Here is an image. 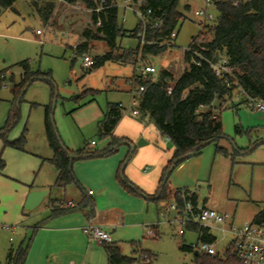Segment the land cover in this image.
<instances>
[{"label":"rangeland","instance_id":"rangeland-1","mask_svg":"<svg viewBox=\"0 0 264 264\" xmlns=\"http://www.w3.org/2000/svg\"><path fill=\"white\" fill-rule=\"evenodd\" d=\"M204 6L202 0L179 1L178 9L185 18L175 29L177 39L161 55L147 62L157 69L153 74L154 79L162 68L173 71L176 77L182 73L186 66L183 63L184 50L191 45L193 37L202 31L201 19L195 17L194 11ZM16 8L18 12L8 11L0 15V23L5 24L8 18L11 19L6 30H0L3 33L0 36V78L3 79H0V134L3 133L7 116L19 105V118L7 131V138L14 141L24 134L26 143L25 149H16L5 145L4 138L0 135V155L6 161L5 171L0 173V264L6 263L7 251L11 246H19L24 237L33 236L37 225L44 223L50 213V198L66 197L64 188L53 186L55 166L40 158L53 155L45 134L47 106L53 107V120L63 141L75 150L85 147L92 152H103L109 148L114 137L120 140L121 144L114 154L78 161L112 157L124 145L130 149L129 141L138 149H148L146 146H139L141 138L135 141L117 134L109 136V140L99 135V121L109 103L122 101L124 124L119 129L121 133L133 131L135 124L139 122H144L146 133L157 132L149 117L131 113L132 108L138 107L133 106L126 87L125 77L134 70L132 63L109 60L99 68H86L82 62L83 55L76 53L75 45L83 41L82 32L92 18L88 10H77L62 3L55 7L53 15L46 22L33 0H18ZM210 12L214 18L208 23L215 24L220 15L216 5L211 6ZM119 19L128 34L119 38V47L122 50L135 48L139 39L129 34L137 27L140 16L131 9L121 7ZM203 33L206 37V29ZM4 42H8V46H4ZM107 50L106 42L97 39L91 41L90 50L86 54L95 58ZM74 58L76 60L72 63ZM23 60H28L30 71L39 79L26 85L18 104L17 94L13 89L22 79L24 70L17 63ZM8 67L11 69L6 71V78H2L1 70ZM4 82L7 86L2 85ZM242 94L241 89L236 90L233 100H229L221 112L226 137L206 145L198 154L182 161L170 175L172 187L181 191H195L202 205L229 213L234 217L236 225L253 221L255 215L264 208L263 126L243 124L248 117L240 113L250 108L243 102ZM216 105L219 108V104ZM237 125L242 128L240 132L236 130ZM161 138L167 137L159 132L158 139ZM169 146L168 148L160 143L157 148L162 155L171 149V158L174 151L171 141ZM221 147L225 151L220 150ZM143 158L148 159L144 156L138 159L137 173L143 172L148 166V174H151L155 164ZM33 159L38 161V165L30 173ZM126 163L128 162L124 164ZM29 177L36 180L35 184L42 180L49 181L53 191L37 208L24 210L19 194ZM72 188L79 196L80 191L76 186L72 185ZM67 196L69 198V191ZM150 204L155 222L148 225H155L157 235H143L145 237L140 238L141 250L150 251L154 255L152 264H193L194 252L184 251L181 246L183 243L198 242L197 231L187 229L185 235L179 234L178 225L170 222L172 215L165 210L166 202L157 200ZM147 215L144 211L134 215L131 220L138 222L151 218ZM213 233L217 238L218 251L225 252L228 239H223V235L217 230L213 229ZM122 243L128 246L123 251L130 254L131 245L128 240Z\"/></svg>","mask_w":264,"mask_h":264},{"label":"trees","instance_id":"trees-1","mask_svg":"<svg viewBox=\"0 0 264 264\" xmlns=\"http://www.w3.org/2000/svg\"><path fill=\"white\" fill-rule=\"evenodd\" d=\"M18 0H0V9L12 8ZM67 3H82L88 8L95 6V0H64ZM112 0H108L111 3ZM180 0H146L142 7L145 15V23L140 19L137 27L131 31L130 36L139 39L135 48L122 50L118 40L128 34L123 29L119 19V7H110L106 13H101L102 25L96 29L88 26L82 32L83 41L77 46L76 53L83 55L90 50L92 40H104L108 50L102 55L95 56L93 68H99L107 61H127L136 63L139 56L145 63L151 62L155 56L161 55L169 47L167 42L170 34L177 28L185 18L178 9ZM217 0L216 7L219 17L215 24H207L205 41L200 45L195 43L198 36L193 37V51L186 52L183 63L186 64L182 73L176 77L173 71L162 68L156 79L153 76L139 78L137 86H144V91L136 96L138 99V110L141 116H148L161 135L168 137L174 151L168 164L162 172L160 186L155 194V200L164 201L166 204L175 199L182 205L181 194H191L195 204L198 203L196 193L190 189L184 191L174 188L170 183V175L173 169L189 154H198L206 145L219 141L226 137L221 116L214 117L213 108L226 105L235 97V91L241 89L243 102L247 97L264 101V0ZM33 4L38 6V2ZM54 7L53 2L46 3L45 8H39L40 14L48 21ZM189 6H187L188 8ZM46 10V12L44 11ZM96 22L98 15L93 14ZM203 35V34H202ZM201 55L202 57H200ZM221 56L228 58L231 66L235 68L233 77L228 81L220 79L214 73L212 63L218 61ZM76 58L72 59L74 63ZM200 61V65L196 62ZM25 70V77L21 83L15 86L18 103L22 100V91L26 85L36 81L38 77L30 71L28 61L19 62ZM53 107L45 109V130L47 142L53 150V157L48 159L58 170V176L54 187L63 188L76 184L82 190L75 171L74 162L77 159H85L97 156H109L114 154L120 143L115 137L109 144V148L103 152H92L87 148L78 150L69 149L62 140L53 120ZM20 115L19 105L13 115H9L3 133L5 145L23 150L26 139L24 134L14 141L7 138L9 131L16 123ZM123 110L118 103H109L104 117L99 121V135L101 137L113 136V132L122 118ZM236 130L242 128L237 125ZM1 132V131H0ZM220 150H224L223 147ZM134 151L130 152L127 159L120 166L119 179L124 187L130 192L143 195L145 193L131 181L124 173L125 162L129 161ZM6 167V162L0 156V172ZM60 200L53 199L51 202V215L57 216L75 208H61ZM255 222L264 221V208L254 217ZM187 229L195 230L199 234V240L216 243L217 238L207 228L199 229L197 226L188 224ZM157 233V231H156ZM31 241L11 249L6 264H25ZM109 256V264H135V256L124 255L117 244L105 243ZM181 249L194 252L193 264H242L227 249L216 255L198 252L192 249L191 244L183 243ZM140 246L136 247L135 255L138 254ZM153 260L154 255L146 252ZM153 262V261H152ZM151 262V264H152Z\"/></svg>","mask_w":264,"mask_h":264},{"label":"crops","instance_id":"crops-1","mask_svg":"<svg viewBox=\"0 0 264 264\" xmlns=\"http://www.w3.org/2000/svg\"><path fill=\"white\" fill-rule=\"evenodd\" d=\"M34 1L38 2L39 8H45L46 3L53 2L54 7L51 15H53L55 7H57L59 4L62 3L65 4V2L61 0H33V2ZM16 2L12 8L4 9V10L0 9V15L8 11L18 12L16 8ZM44 11L46 12L45 9ZM10 20L11 19L8 18L7 21L9 22ZM7 23L5 24L0 23V30H6V27L8 25ZM2 34L3 33L0 32V36H2ZM4 43H5L4 46H8V42H4ZM23 61H28V60H23ZM17 64L19 65V63ZM8 69H11V67L4 68L1 70V77L4 74L5 76L4 78H6L5 74ZM133 75H134V70L133 73L128 74L125 77L126 87H128L127 93H129L131 97L133 96L131 93V86L128 83V81L133 77ZM24 77H25V70L23 72L20 83L23 81ZM29 84L31 83L29 82ZM118 104H122V101H119ZM16 108L14 110H16ZM14 110L11 111L9 115H13ZM105 112H106L105 110L102 112L103 117ZM240 114L242 116L244 115V117L246 116L248 117L247 120L243 122V124L246 125L253 124L252 125L253 127L263 126V132H264V112L254 111L250 108L247 110H242ZM250 119H252V121H250ZM143 123L144 122L136 123L135 129L133 131L130 132L126 131V133L123 134L119 130L121 125L124 124V119L121 118L113 132V136H116L118 134V135H122L121 137H127V138L129 137V140H135V141L142 138L146 142L143 146H146L148 149L147 150H145V148L138 149L136 147V149L134 150V154L131 156L130 160L127 161L128 163H126L124 167V173L126 174L127 179L131 181L134 185L139 187L145 193V196L130 192L128 189H126V187L122 185L119 179L120 166L122 162L128 157L129 152H131V148L128 149L124 145L125 142L122 143V145L124 146L120 148L118 153L112 157L96 158V159L84 160V161H78L80 159H77V161L74 162V171L80 184L83 186L84 190H82L76 184H71L67 187H63L66 191L67 198L66 197L64 199L53 198V197L50 198L49 201L50 213L44 219V223L37 225L34 228L33 236L29 238L24 237V239H22L21 243L19 244V245L26 244L31 241L28 257L25 264H109V256L105 248V244H99L95 240H90L89 236L84 232L83 228L89 222L95 224L96 226L110 233L112 237V243L117 244L124 255L135 256L136 258L138 257V254L135 255L134 250H136L137 246H140V248L142 247V241L140 238L141 237L144 238L145 236L143 235H147L146 234L147 227L152 226V228H154L155 231H157L155 225L153 224L148 225L150 223L155 222L154 219L155 215L154 213L151 214L152 206L150 203L154 201L156 202L155 194L160 186L159 182L161 181L162 178V172L170 159L169 156L171 153V149H169V152L162 155L157 148V146L160 143L169 148L171 140L168 137L165 139L164 138L158 139L159 136L158 130L156 133L153 132L146 133L147 129L144 128ZM45 134H46V130H45ZM64 143L69 149L75 150L72 147H70V145H68L65 141ZM129 143L131 144L130 141ZM130 144H128L129 147ZM0 156H2V154ZM141 156L148 157V159L143 158V160L151 161L155 164V169L151 174H148V166L143 170V172L137 173L136 166L138 159ZM52 157L53 155L51 157L40 156L43 162L49 161L48 159ZM37 165H38V161L36 159H33V164H32V168L30 169V173L33 172V169ZM4 171L5 169L0 173H3ZM54 173L56 175L54 182H56L58 176V170L56 169ZM48 182L42 180L40 181V183L35 184L36 180H32L29 177L27 181H25L22 188L20 189V194H19L20 203L25 205L27 196L29 192L32 190H40V189L48 188L50 189V193L47 196H49L52 193L53 188L51 186L52 184ZM72 185H75L76 188L80 191L79 196L72 188ZM68 191L70 192L69 198L67 196ZM192 192L196 193L195 191L191 190V193ZM53 199H57L61 201L58 203L60 207L62 204L68 201H73L74 203L78 204V207L72 211H68L61 215L52 216L51 202ZM198 203L202 205L199 201V196H198ZM202 206L205 205L203 204ZM23 208L25 210L24 206ZM144 211H146V213L148 214L147 216L150 215L151 218H147L146 220H139L138 222L131 220V218L134 215L136 216V214L142 213ZM127 240L131 245L130 254H126L125 251H123V248H126L128 246L122 242H127ZM17 247L11 246L7 251V256L11 249H16ZM7 256H6V261H7Z\"/></svg>","mask_w":264,"mask_h":264},{"label":"built area","instance_id":"built-area-1","mask_svg":"<svg viewBox=\"0 0 264 264\" xmlns=\"http://www.w3.org/2000/svg\"><path fill=\"white\" fill-rule=\"evenodd\" d=\"M65 2L64 0H61ZM205 3V6L201 9L194 11L195 17L201 19L202 33L196 38L195 43L200 45L206 39L204 37V29L209 21L213 20V14L210 12V8L213 5H216L217 0H202ZM235 5L238 4L237 0ZM68 5L73 6L77 10H88L91 13V17L96 13L98 15L97 21L95 22L93 18L88 22V26L96 29L102 25V20L99 17L101 13H106V10L110 7H123L125 9H131L136 12L142 23H145V15L143 13L142 7L146 4V0H112L111 3H108V0H95V6L93 8H88L82 3L70 4L65 2ZM38 33H41L38 31ZM203 34V35H202ZM178 33L175 30L170 34L169 40L167 43L169 46L177 39ZM80 44V43H79ZM75 45V50L77 46ZM193 51V42L191 45L184 50L183 58L186 52ZM202 57L201 55H199ZM83 65L86 68H93L95 64V58L88 54H83L82 56ZM197 65H200V61L196 62ZM134 75L129 79L128 83L131 86L132 93V104L133 106L138 105V99L136 98L141 92L144 91V86H137V80L139 78H147L149 76H154L157 72L156 67L151 63H145L140 58L138 61L133 64ZM214 73L220 79L228 81L233 77L235 68L231 66L226 56H221L217 62L212 63ZM4 74L2 78H4ZM2 85L7 86V83ZM249 108L254 111L264 112V101L255 99L252 97H247L246 101ZM122 110L124 109L123 105L120 104ZM226 108L225 105L219 108H213L214 117L221 116V112ZM131 113L135 116L140 114L137 108H132ZM92 144H95L93 141ZM183 203H179L173 199L166 204V212L171 213L172 218L170 222L175 223L179 227V234L184 235L187 230V225L191 224L197 226L199 229L207 228L209 232L213 233V229L219 231L223 235V239H228L227 249L231 250L235 254L236 258L242 264H264V221L263 222H245L243 225H236L234 222V217L229 213L220 212L216 209L205 207L199 203L195 204L191 198V194H181ZM78 204L73 201H68L61 205V208H77ZM163 213V212H162ZM84 232L89 236L90 240H95L99 244L112 243L111 234L106 232L104 229L96 226L95 224L89 222L84 226ZM147 235L151 237L156 236V231L154 228L147 227ZM192 249L197 252L207 253L209 255H216L218 249L216 243H209L207 241L199 240L196 243L191 244ZM226 249V250H227ZM137 264H151L152 260L148 253L143 250L138 251Z\"/></svg>","mask_w":264,"mask_h":264},{"label":"water","instance_id":"water-1","mask_svg":"<svg viewBox=\"0 0 264 264\" xmlns=\"http://www.w3.org/2000/svg\"><path fill=\"white\" fill-rule=\"evenodd\" d=\"M24 94V92H23ZM22 94V95H23ZM55 105V104H54ZM146 142L141 138L139 140V146L144 145ZM131 151L133 152L136 149V145L130 144ZM195 152H192L189 154V157L194 156ZM50 193V189L44 188L40 190H32L29 192L26 202H25V209L27 210H33L37 206L41 204V202L45 199V197ZM198 253V252H196Z\"/></svg>","mask_w":264,"mask_h":264}]
</instances>
